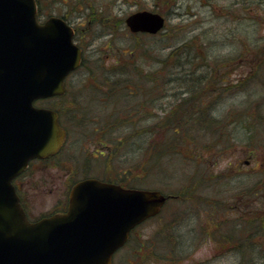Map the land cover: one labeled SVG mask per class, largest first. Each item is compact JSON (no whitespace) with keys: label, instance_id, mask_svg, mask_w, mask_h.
<instances>
[{"label":"rangeland","instance_id":"374dc122","mask_svg":"<svg viewBox=\"0 0 264 264\" xmlns=\"http://www.w3.org/2000/svg\"><path fill=\"white\" fill-rule=\"evenodd\" d=\"M77 1L57 0L52 13L65 17L78 28L76 40L85 51L84 68L67 80L66 98L36 102L39 107L62 109L70 142L60 157L49 165L35 163L22 177L21 194L31 217L40 218L55 211L56 206L66 200L74 183L85 177L126 180L129 186L159 189L174 196L179 190L194 187L193 193L205 203L173 197L161 217L147 221L133 232L128 245L114 257L113 264H238L240 254L225 253L217 245L214 234L224 224L228 227L227 221L235 216L224 210L225 206L232 207L239 201L241 192H247L261 179L264 136L256 137L254 133L249 145L239 123L237 127L230 126L233 128L231 148L220 152L221 149H213L212 145L225 131L221 120L242 119L246 112L253 113V120H263L264 56L259 51L264 49V0H170L169 3L160 0H82L91 3L92 9L84 8ZM139 10H158L166 16V28L155 36L132 34L125 19ZM186 43L192 49L176 50ZM135 48L138 49L137 69L153 71L155 75L158 62L167 59L173 51L178 52V57L182 55L184 61H197L191 58L195 55L202 64L223 66L222 69L217 66L215 71L226 78L229 75L230 83L224 84L228 86L227 92L201 94L186 103H190V110L207 109L214 119L221 121L220 126L213 125L208 130L197 124L192 129L194 132L186 134L164 130L165 139L158 138L160 146L165 143L167 146V141L173 137L169 151L172 150L168 153L161 150L160 156L156 157L157 153L152 149L154 136L143 133V129L149 127L140 116L158 114L162 117L164 109L171 112L168 105L175 104L177 95L174 91L179 85L168 84L161 90H136V93L128 88L111 96L106 85H93L96 76L98 82L103 81L97 68L108 74L118 61L133 56L129 53ZM184 51L189 58H184ZM199 70L195 68V72ZM84 95L88 102L81 98ZM155 97H159L156 110L152 107ZM84 103L90 106L80 109ZM63 104L69 108L61 106ZM256 106L262 109L260 117L255 116ZM138 108L141 112L137 113ZM71 111L79 114L68 118ZM92 116L94 120L90 121ZM119 118L127 119V126L113 127ZM99 127L100 131L95 132L94 129ZM104 145L115 147L112 158L110 148ZM97 149L106 152L98 162L90 158ZM108 163L114 167L112 174L107 173ZM255 200L259 206L258 198ZM212 201L218 202L219 206L212 207ZM158 239L184 241L178 246L174 241L164 246Z\"/></svg>","mask_w":264,"mask_h":264},{"label":"water","instance_id":"95a60500","mask_svg":"<svg viewBox=\"0 0 264 264\" xmlns=\"http://www.w3.org/2000/svg\"><path fill=\"white\" fill-rule=\"evenodd\" d=\"M37 14L36 0H0V264H112L131 231L160 213L162 192L87 179L72 189L67 213L29 222L12 184L30 160L63 145L57 113L34 102L63 95L82 60L73 29L58 17L40 24ZM126 24L157 34L165 18L138 11Z\"/></svg>","mask_w":264,"mask_h":264},{"label":"trees","instance_id":"16d2710c","mask_svg":"<svg viewBox=\"0 0 264 264\" xmlns=\"http://www.w3.org/2000/svg\"><path fill=\"white\" fill-rule=\"evenodd\" d=\"M165 1L167 3L170 2V0H160L159 2ZM176 0H172V2H175ZM57 2V0H37L38 5V11L39 16L44 15H52L55 11L54 4ZM81 3L84 8H93L92 5L88 3H83L82 0H78L76 2ZM160 7V6H159ZM161 9H164L161 7ZM158 11V10H157ZM136 36H145V34H134ZM138 47V46H137ZM185 48L187 51L189 50L190 45L186 43L182 46V48H176V50H183ZM192 49V48H191ZM136 50V51H135ZM137 48L134 50L132 49V52L129 53V55L134 54L133 56H129L127 59H124L121 62H117V65L113 67V69H116L115 72H113V69L110 70L108 74H106L104 71L97 68L98 76L103 80L101 82H98V78L96 76L95 82L93 85H106L109 88L110 96L114 95L115 93H118L120 90L125 91L126 89L130 88L133 89V91L136 93V90H143L144 92L153 90H161L162 86L165 88L166 85L170 84H178L177 90L174 91V94L177 95L174 99L173 103L170 104L171 106H168V108H172L171 112L168 111V109H164V114L162 117L156 116L158 118L157 120L154 119L153 116H140V119L149 125V129H143V133L145 135L149 134L152 136L153 128L156 124H158V137L163 138V134L165 131L173 130L176 134L178 133H190L194 132V126L197 124L202 126L204 129L208 128V130L212 129V126L219 127L221 124V121L224 123V129L225 131L215 140L213 146V149L219 148L221 149L220 152H224V150H228V148H231V139L232 137V127H237L239 123H241V128L243 129L244 135L247 140V142L250 145V140L255 137L254 133L256 134V137H262L264 136V116L261 117V121L253 120V113H244L242 119H238V117H232L231 122H225V120H217L214 119L210 113H208L207 109L203 110H190L191 105H186L187 101L189 99H185V95L192 94L193 96L196 95V97L199 95H210L214 94L215 92L219 91L227 92L228 86L224 84H229L228 82L229 75L226 78L223 74H218L215 69L218 66L220 69H222L223 66H214L212 64H202L203 62L200 61L198 56L194 57L191 55V58H196L197 61H194V59L191 60H182L183 57H178L177 51H173L170 53V56L167 59L160 60L158 62V69L156 70V75L153 71H142L137 69L139 67V64L136 65V56H137ZM135 52V53H134ZM186 51H184L185 55ZM259 53L264 56V49L260 50ZM184 58H189L184 56ZM224 61H227V58H221ZM131 60V62H130ZM264 60V58H263ZM139 61V59H138ZM180 62V63H179ZM86 63V58L84 60V64ZM130 63V64H129ZM83 64V66H84ZM169 64V65H168ZM132 65V66H130ZM260 67V66H259ZM195 68H199L200 70L195 72ZM173 70V71H171ZM214 70V71H213ZM136 71V72H134ZM92 73V70L90 71ZM200 72L199 74H197ZM102 73V75H100ZM96 75V74H95ZM108 75V76H107ZM94 76V74H93ZM155 76H157L155 78ZM255 78V77H254ZM133 79V80H132ZM226 79V80H225ZM230 80V79H229ZM129 85V86H128ZM169 86L167 88H169ZM237 87V85H236ZM244 90V89H243ZM182 93V94H181ZM85 95L81 96L85 100ZM116 97V96H115ZM114 97V98H115ZM66 98V97H65ZM117 98H120V96H117ZM63 99V98H62ZM193 100V98L191 97ZM86 101V100H85ZM88 102V101H86ZM61 106H67L65 104ZM90 106L87 103H84L81 105L80 109L82 107ZM69 108V106H67ZM192 107H195L192 103ZM67 108V109H68ZM56 109L60 115L63 121H65V116L63 114L62 109L60 108H54ZM248 111V107H247ZM256 117H260L262 112V109L260 107L256 106ZM138 113V112H137ZM78 111H71L70 114H68V118L75 117L78 115ZM86 115V114H82ZM81 116V113H80ZM89 116V115H87ZM138 119V116L136 117ZM71 120V119H70ZM137 122V121H136ZM131 123V122H130ZM153 123V124H148ZM204 124V125H203ZM125 127L127 126L126 121H123V118L120 119L116 125H113V127ZM67 126V125H66ZM153 128H152V127ZM230 126H232L230 128ZM68 127V126H67ZM216 129V128H215ZM165 130V131H164ZM239 131V130H238ZM155 132V131H154ZM140 133V131H139ZM175 137V136H174ZM162 139V140H163ZM173 140V137H172ZM172 140L167 141L166 143L160 146L159 142V149L160 151H164V153L171 152L170 144H172ZM264 146V144H263ZM160 156V155H159ZM158 163L155 162L154 165ZM154 170V167L151 166V170ZM261 179L256 182L255 185H251L247 192H241L242 195L239 197V201L235 203L232 207L225 206V209L227 212H231L235 216L227 221L228 227L224 224L223 227L220 229H217V233L214 235V239L216 240L217 245L222 247V250L225 251V253H236L240 254L241 259L239 260L238 264H264V171L260 172ZM106 180H112V179H106ZM115 182L114 180H112ZM119 183V182H118ZM120 184L125 187H132V185H127L126 180L120 181ZM194 187L191 188H185L182 190H179L176 196H179L181 199L190 198V200H195L198 202L205 203L203 199H200L196 194L193 193ZM258 198L259 206L256 205L257 201L255 200V197ZM246 197H253V198H247ZM245 199V200H243ZM215 207L216 205L219 206L218 202L212 201ZM254 202V203H253ZM225 204V203H223ZM159 243L161 245H170L171 242H175V245L178 246L181 242L184 241V239H158ZM248 255V256H246ZM252 256L251 258H248ZM170 260V259H167ZM174 261V259H172Z\"/></svg>","mask_w":264,"mask_h":264},{"label":"flooded vegetation","instance_id":"af4514ba","mask_svg":"<svg viewBox=\"0 0 264 264\" xmlns=\"http://www.w3.org/2000/svg\"><path fill=\"white\" fill-rule=\"evenodd\" d=\"M73 25V24H72ZM73 28H74V30L76 31V35H77V32H78V28L77 27H75L74 25H73ZM80 30V29H79ZM182 94V93H181ZM195 96V98H196V95H194ZM192 94H190V95H187V96H185V99H191V97L193 98L194 97ZM157 97V96H156ZM156 97H155V99H154V102L155 103H153V105H152V107L156 110V108H157V104H156V102L158 101V99H159V97L156 99ZM168 106H171V105H168ZM137 112H141L140 111V109L138 108V111ZM151 116H153L154 117V119L155 120H157L158 118H156V116H158V114H153V115H151ZM79 119H81V117L79 118ZM82 120V119H81ZM94 120V116H92V117H90V121H93ZM127 119H125V118H123V121H126ZM148 124H153V123H148ZM147 126H149V125H147ZM152 127V126H151ZM153 128V127H152ZM100 129H101V127H99V128H95L94 129V131L95 132H98V131H100ZM155 131V132H154ZM158 132H159V129H158V124H156L155 126H154V128H153V134H152V136H154V139H152V149H153V151L155 152V153H157V155H156V157L157 156H159L160 155V149H159V140H158ZM137 134H138V131H137ZM149 134H147V136H148ZM120 138H123L122 136H119ZM69 139V133H68V136H67V140ZM120 140H122V139H120ZM119 140V141H120ZM106 148H110V151H109V155H110V157L112 158L113 157V150L115 149V147H114V149H113V147H110V145L108 146V145H104ZM154 146H155V148H154ZM67 151V150H66ZM104 156H106V152L105 151H100V150H95V152L94 153H92L91 155H90V158L91 159H95V161H100V157H104ZM153 157H154V155H153ZM55 158H57L56 156L55 157H51V158H48V159H42V160H33V161H31L30 162V165H29V167H28V170H27V172L30 170V169H32L33 167H34V165H35V163H44V165H47L48 163H50L51 161H53ZM89 159V154L87 155V157H86V160H88ZM84 161V160H83ZM49 165V164H48ZM86 166L88 167V164H86ZM96 167V166H95ZM108 169H107V166L105 167V169H107V173H109V174H112V170H113V165H111L110 163H108ZM89 168V167H88ZM86 171H88V170H86ZM100 179H103V178H101V177H99ZM106 179H112V180H115V179H113V178H106ZM111 180V181H112ZM116 181V183H120V181H118V180H115ZM21 186H22V184H21ZM21 200H22V198H21ZM22 203H23V200H22ZM23 205H24V208H25V210H26V212H27V214H28V216H30V213H29V210H28V208H27V205L25 204V202L23 203ZM68 207H69V199H67V200H65L64 202H62V203H59L57 206H56V210L55 211H52V212H49L48 214H46V216L45 217H48V216H52V215H54V214H57V213H59V214H63V213H65V212H67L68 211ZM161 215H162V212L156 217V218H159V217H161ZM31 218V217H30ZM31 219H33V218H31ZM33 220H38V218H35V219H33Z\"/></svg>","mask_w":264,"mask_h":264}]
</instances>
